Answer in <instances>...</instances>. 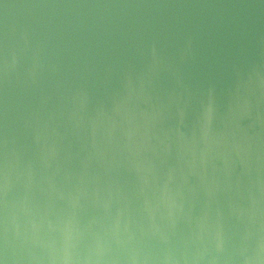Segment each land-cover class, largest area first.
Here are the masks:
<instances>
[{
  "label": "water",
  "instance_id": "obj_1",
  "mask_svg": "<svg viewBox=\"0 0 264 264\" xmlns=\"http://www.w3.org/2000/svg\"><path fill=\"white\" fill-rule=\"evenodd\" d=\"M0 264H264V0H0Z\"/></svg>",
  "mask_w": 264,
  "mask_h": 264
}]
</instances>
